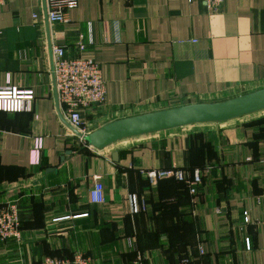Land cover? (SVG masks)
Returning a JSON list of instances; mask_svg holds the SVG:
<instances>
[{"label":"crops","instance_id":"0c3cea01","mask_svg":"<svg viewBox=\"0 0 264 264\" xmlns=\"http://www.w3.org/2000/svg\"><path fill=\"white\" fill-rule=\"evenodd\" d=\"M68 18L50 23L45 0L0 8V87L34 96L30 112L0 111V210L17 201L20 222L17 239L0 240V264L76 253L93 264H264V111L97 151L60 116L52 57L61 46L100 66L105 101L84 116L89 133L222 102L264 89V0H225L216 12L197 0H78ZM171 169L200 171L198 192L142 173ZM95 177L102 204L89 202Z\"/></svg>","mask_w":264,"mask_h":264},{"label":"built area","instance_id":"2783aa9c","mask_svg":"<svg viewBox=\"0 0 264 264\" xmlns=\"http://www.w3.org/2000/svg\"><path fill=\"white\" fill-rule=\"evenodd\" d=\"M193 2L196 0H187ZM208 10L218 11L225 0H197ZM5 0H0V8L4 6ZM46 17L53 24L69 23L68 14L78 7V0H45ZM84 49L83 45L79 50ZM53 75L57 100L60 106V116L66 124L82 136L89 134L88 126L91 121H86L84 116H92L95 110L104 104L105 81L101 76L99 64L92 59L82 57H69L64 47L52 46ZM34 96L31 91L19 90L12 87H0V111L8 114L26 113L31 111ZM83 147H87L82 138H79ZM42 141L40 138L34 140L32 154L37 160ZM89 148V147H88ZM154 185L164 178H172L184 183L189 187L190 194H196L197 187L202 184L201 172L195 170L192 174L181 169L154 170L142 172ZM100 178H94V186L89 192L91 204H102L104 202V188ZM131 203L134 211H137L136 198L132 196ZM19 206L17 201L9 202L0 210V240L19 237ZM246 247L249 248L247 245ZM202 253V252H201ZM39 264H93L90 258L82 254H74L71 260H61L45 257ZM137 264H143L139 259ZM176 264H192L187 257L180 258Z\"/></svg>","mask_w":264,"mask_h":264},{"label":"water","instance_id":"95a60500","mask_svg":"<svg viewBox=\"0 0 264 264\" xmlns=\"http://www.w3.org/2000/svg\"><path fill=\"white\" fill-rule=\"evenodd\" d=\"M264 111V89L214 103H197L118 119L82 136L87 147L104 150L117 142L202 124H221ZM116 161V156H113ZM63 159H61V162Z\"/></svg>","mask_w":264,"mask_h":264},{"label":"trees","instance_id":"16d2710c","mask_svg":"<svg viewBox=\"0 0 264 264\" xmlns=\"http://www.w3.org/2000/svg\"><path fill=\"white\" fill-rule=\"evenodd\" d=\"M188 127H190V126H188ZM185 128V127H184ZM186 171V170H185ZM186 172H188V171H186ZM175 182H177V183H179V184H183L184 186H186L184 183H182V182H178V181H176L175 180Z\"/></svg>","mask_w":264,"mask_h":264}]
</instances>
